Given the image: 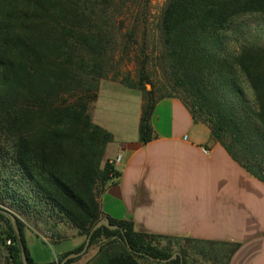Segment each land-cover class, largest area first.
<instances>
[{"label": "trees", "instance_id": "obj_1", "mask_svg": "<svg viewBox=\"0 0 264 264\" xmlns=\"http://www.w3.org/2000/svg\"><path fill=\"white\" fill-rule=\"evenodd\" d=\"M137 5L140 0H0V169L6 171L9 161L10 171L18 174L16 184L30 185L36 202L49 206L83 237L58 262L81 250L92 227L106 217L99 196L118 172L109 160L102 162L112 135L92 121L89 103L97 98L98 81L114 69L122 35L116 14ZM250 16H264V0L165 2L158 21L160 58L189 102L166 93L155 97L145 89L150 79L143 68L135 81L123 78L122 85L142 93V143L153 136L155 103L177 97L193 119L207 124L214 141L264 182V42L244 29ZM230 39L237 40L236 50L228 49ZM238 75L249 85L254 106L244 98ZM9 180H0V200L10 198L23 210L27 198ZM108 219L117 228L100 225L90 234L89 246L98 243V250L85 264H140V258L187 264L185 251L167 260L169 251L146 240L160 236L136 231L130 221ZM15 221L27 261L36 264L27 248L28 231L17 216ZM0 222L5 225L0 239L4 244L10 240L7 262L21 264L9 221L0 214ZM217 245L228 246V254L214 258L228 264L237 244Z\"/></svg>", "mask_w": 264, "mask_h": 264}, {"label": "crops", "instance_id": "obj_2", "mask_svg": "<svg viewBox=\"0 0 264 264\" xmlns=\"http://www.w3.org/2000/svg\"><path fill=\"white\" fill-rule=\"evenodd\" d=\"M127 88L102 83L92 116L112 135L104 159L121 156L113 164L117 176L100 197L105 216L130 221L135 230L155 236L237 244L228 264H264V182L214 141L207 124L193 119L177 97L155 103L153 136L142 143V93L126 92ZM102 91L108 99L97 110ZM26 239L36 264H58L59 256L77 247L83 237L49 242L32 232ZM81 259L69 264L88 260Z\"/></svg>", "mask_w": 264, "mask_h": 264}, {"label": "rangeland", "instance_id": "obj_3", "mask_svg": "<svg viewBox=\"0 0 264 264\" xmlns=\"http://www.w3.org/2000/svg\"><path fill=\"white\" fill-rule=\"evenodd\" d=\"M166 1L167 0H140V5L131 8L129 11L124 10L120 14H116L118 15L116 26L120 28V34L122 35L121 38L120 36L117 38V53L114 56L115 62L113 63L114 69L109 70L106 76L98 81L97 96L102 83L114 82L121 84L120 81L123 78L135 81L138 76V71L143 68L150 79L149 82L145 83V89L153 91L155 97L166 93L189 102V99L185 95V91L176 85L174 76L169 74L168 69L165 68V64L160 58L161 47L158 37V21ZM136 17L138 20L137 22L134 21ZM245 22L246 25L244 29L249 30L250 36L264 42V16H250L245 19ZM237 43V40L230 39L227 43L228 49L236 50ZM236 82L241 87L244 98L247 100L248 104L254 106L253 93L247 82L239 75L236 76ZM126 90V92L139 91L138 89L131 88H127ZM230 96L234 98V95L231 94ZM96 99L89 103L91 118L93 116ZM107 99V95L102 91V95L99 97L98 103L96 104V109L101 110L102 103L107 101ZM116 133L118 134L119 132L116 131ZM112 160H110L111 163ZM104 161L106 160L103 155L102 162ZM5 163L6 166L4 168L6 171H1L0 169V180L9 178L13 189L16 190L17 194L24 195L29 205H24V209L22 210L16 205L11 204L10 198H6L3 201L0 200V206L8 209L17 216L24 223L28 233L33 232L49 242L77 235V229L74 226L60 219V216L57 215L55 211H52L46 204L43 203L41 206L40 203L36 202L32 194L29 193L28 186L30 185H25L23 182L16 184L15 181L18 174L15 175L14 171H10L9 161ZM101 194L99 196V202ZM4 228V223L0 222V238L2 239L5 237ZM2 239H0V264H8L6 259V244H9L10 240H7L6 244H4ZM146 240L154 247L169 251L171 256L173 254L179 255L181 251H185L188 257L187 264H211L214 260L217 264H220L214 256L219 258L228 254L226 251L228 246L227 248H223L217 244L197 242L184 237H147ZM102 241H105V239H102ZM97 250L98 243H95L89 246L86 252L78 258H83V260L85 258L90 259ZM204 254L206 255L205 257L203 256ZM138 261L140 264H162L153 263L144 258H140Z\"/></svg>", "mask_w": 264, "mask_h": 264}, {"label": "water", "instance_id": "obj_4", "mask_svg": "<svg viewBox=\"0 0 264 264\" xmlns=\"http://www.w3.org/2000/svg\"><path fill=\"white\" fill-rule=\"evenodd\" d=\"M0 214L4 215L10 223V226H11V229H12V232L14 234L15 241H16V244H17V247L19 250L20 263L21 264H29L27 261V257H26L25 248H24V244L22 241L21 233H20V231L16 225L15 215L11 211H9L8 209H6L2 206H0ZM100 225L107 226L109 229L117 228L116 225L109 223V219L107 217H103L92 227L90 234ZM90 234L85 239L84 245H83L81 250H79L78 252H70L58 264H64L69 258L78 257V256H81L83 253H85L86 250L88 249V246H89ZM4 253H6V252H4ZM176 255L177 254H173L167 260H170V259L176 257Z\"/></svg>", "mask_w": 264, "mask_h": 264}, {"label": "built area", "instance_id": "obj_5", "mask_svg": "<svg viewBox=\"0 0 264 264\" xmlns=\"http://www.w3.org/2000/svg\"><path fill=\"white\" fill-rule=\"evenodd\" d=\"M120 158H121V156L119 154L116 155L115 158L112 160V163L114 164V163L119 162L120 161Z\"/></svg>", "mask_w": 264, "mask_h": 264}]
</instances>
